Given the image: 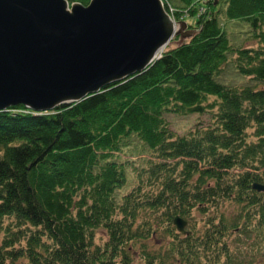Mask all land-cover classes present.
I'll use <instances>...</instances> for the list:
<instances>
[{"label":"trees","instance_id":"1","mask_svg":"<svg viewBox=\"0 0 264 264\" xmlns=\"http://www.w3.org/2000/svg\"><path fill=\"white\" fill-rule=\"evenodd\" d=\"M163 1L200 32L78 103L0 111V264H264V0Z\"/></svg>","mask_w":264,"mask_h":264},{"label":"water","instance_id":"2","mask_svg":"<svg viewBox=\"0 0 264 264\" xmlns=\"http://www.w3.org/2000/svg\"><path fill=\"white\" fill-rule=\"evenodd\" d=\"M198 32L175 22L163 0H0V111L78 103L145 71L174 37ZM173 222L187 232L182 217Z\"/></svg>","mask_w":264,"mask_h":264},{"label":"rangeland","instance_id":"3","mask_svg":"<svg viewBox=\"0 0 264 264\" xmlns=\"http://www.w3.org/2000/svg\"><path fill=\"white\" fill-rule=\"evenodd\" d=\"M193 19H194L193 17H187V19H186V23H188V24L194 23V20H193ZM188 28L190 29L189 26H188ZM194 29H195V28H194ZM227 30H228V32H229L230 34H232V36H238V37H239V40H240V41H243V39L246 37L245 32H247V31L249 30V28H248L247 25L242 24V23H229ZM187 39H188V38H187ZM181 40H182V39H181L180 36H179V37H175L171 44H174V43H175L176 45H177V44H180ZM185 40H186V39H185ZM185 40H183V42H184ZM232 42L235 44L234 41H232ZM181 43H182V42H181ZM248 44L251 45V46H254V47H256V45H257V44L255 43V41H251V42L247 43V45H248ZM234 75H236L235 71H234L232 68H228V67H227V68L225 69V71H224L223 73L220 74V77H226V79H227L228 81H232V82H240V83H243V82H244V78H242V77H239V78H241L242 82H241L240 80L235 81L236 79H235V76H234ZM215 77H216V76H215ZM216 78H217V77H216ZM168 119H169V121H170L171 127H172L175 131L178 132L177 134H179V135H183V134L186 133V131L190 128V125L193 124L194 120H196L197 118H195V116H192V117H190V118L171 116V117H169ZM203 119H204L205 122H207L208 117H207V116H203ZM140 163H142V164L145 165V162H144L143 160L140 161ZM132 173H133V172H132ZM134 181H135V178H134ZM122 193H123V191L120 192L119 195L121 196ZM201 218H202V217L199 216V219H201ZM5 224H6V226H7V225L14 226L15 223L9 219V220H6V221H5ZM201 226H202V222H200V224H199V227H201ZM230 236H231V235H230ZM234 238H235V237H233V239H234ZM232 250L235 251V248H232ZM19 264H28V263H27L26 261H24V260H21V261L19 262Z\"/></svg>","mask_w":264,"mask_h":264},{"label":"bare ground","instance_id":"4","mask_svg":"<svg viewBox=\"0 0 264 264\" xmlns=\"http://www.w3.org/2000/svg\"><path fill=\"white\" fill-rule=\"evenodd\" d=\"M167 3V2H166ZM175 15V14H174ZM193 126V125H192Z\"/></svg>","mask_w":264,"mask_h":264}]
</instances>
